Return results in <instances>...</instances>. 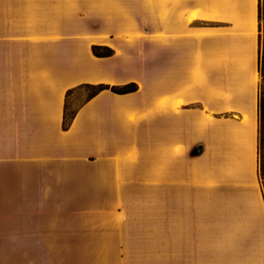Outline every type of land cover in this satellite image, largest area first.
<instances>
[{
  "label": "crops",
  "instance_id": "obj_1",
  "mask_svg": "<svg viewBox=\"0 0 264 264\" xmlns=\"http://www.w3.org/2000/svg\"><path fill=\"white\" fill-rule=\"evenodd\" d=\"M258 21L259 0H0V264H264ZM129 83L63 127L80 87Z\"/></svg>",
  "mask_w": 264,
  "mask_h": 264
},
{
  "label": "trees",
  "instance_id": "obj_2",
  "mask_svg": "<svg viewBox=\"0 0 264 264\" xmlns=\"http://www.w3.org/2000/svg\"><path fill=\"white\" fill-rule=\"evenodd\" d=\"M92 53L95 57L98 58H107L113 55V51L109 49L108 47H93ZM87 89H91V95L89 98H92L93 96L97 95L103 90H109L112 93L115 94H127L131 92H135L137 90V86L134 83H129L124 86H105V85H84L82 86ZM75 112L69 117L67 115V104L64 110V122L63 127L67 128L69 126L70 121L74 117ZM258 115L260 120V127H259V145H258V155H259V175L264 180V107L262 102L258 105Z\"/></svg>",
  "mask_w": 264,
  "mask_h": 264
},
{
  "label": "rangeland",
  "instance_id": "obj_3",
  "mask_svg": "<svg viewBox=\"0 0 264 264\" xmlns=\"http://www.w3.org/2000/svg\"><path fill=\"white\" fill-rule=\"evenodd\" d=\"M259 58H258V105L262 102L264 107V0H259ZM92 90L80 87L73 95L70 96L67 104V115L69 117L76 112L82 101L89 98ZM259 117V115H258ZM260 127V120H259ZM261 189L264 195V180L260 177Z\"/></svg>",
  "mask_w": 264,
  "mask_h": 264
}]
</instances>
